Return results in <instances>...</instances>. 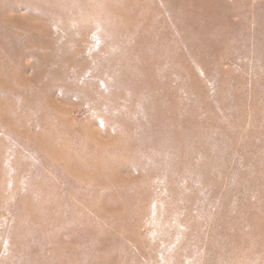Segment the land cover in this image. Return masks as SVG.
I'll use <instances>...</instances> for the list:
<instances>
[{"label":"rangeland","instance_id":"obj_1","mask_svg":"<svg viewBox=\"0 0 264 264\" xmlns=\"http://www.w3.org/2000/svg\"><path fill=\"white\" fill-rule=\"evenodd\" d=\"M0 264H264V0H0Z\"/></svg>","mask_w":264,"mask_h":264},{"label":"bare ground","instance_id":"obj_2","mask_svg":"<svg viewBox=\"0 0 264 264\" xmlns=\"http://www.w3.org/2000/svg\"><path fill=\"white\" fill-rule=\"evenodd\" d=\"M205 2V1H204ZM209 2V1H208ZM203 3V2H202Z\"/></svg>","mask_w":264,"mask_h":264}]
</instances>
